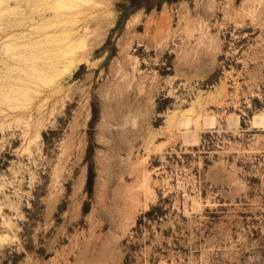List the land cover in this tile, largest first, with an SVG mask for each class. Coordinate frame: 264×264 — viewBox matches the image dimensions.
<instances>
[{"label":"rangeland","instance_id":"1","mask_svg":"<svg viewBox=\"0 0 264 264\" xmlns=\"http://www.w3.org/2000/svg\"><path fill=\"white\" fill-rule=\"evenodd\" d=\"M50 7L0 0V264H264V0Z\"/></svg>","mask_w":264,"mask_h":264},{"label":"bare ground","instance_id":"2","mask_svg":"<svg viewBox=\"0 0 264 264\" xmlns=\"http://www.w3.org/2000/svg\"><path fill=\"white\" fill-rule=\"evenodd\" d=\"M44 2H46V3H48V4H50L51 5V7L50 8H55L56 10H57V13H59V14H57V15H54V16H51V17H58L57 19H58V23H62V22H70L71 21V23H74V21L73 20H70V18H71V16L72 15H75V13H73L71 16H68L67 14H65V13H60L61 11H62V9L61 8H63V7H65V6H67L68 5V3L69 2H74L75 0H43ZM83 1V0H82ZM66 16V18H64L63 16ZM54 19V18H53ZM54 21V20H53ZM56 21V20H55ZM56 22V23H57ZM50 23H52V22H50ZM42 25H44V24H39V25H35L34 27L36 28V29H39L40 27H42ZM54 25H55V23H54ZM70 30V29H69ZM69 33H70V35L72 34V29L70 30V31H68ZM67 32V34H69ZM32 33H34V31L32 32ZM36 33V32H35ZM45 33V34H44ZM44 33H42V35L40 34V36H45L46 38L48 37L49 38V36L51 37V33L49 32V33H47V32H44ZM88 34H89V32H88ZM17 35V34H16ZM31 35V33H26L25 31H23V32H21V36H23V38L24 37H28V36H30ZM39 35V34H38ZM87 35V31H83V33L80 35V36H77V37H71V40L69 39V41H70V47L72 46V45H74V46H78V44H79V41L78 40H80L81 38H83L84 36H86ZM16 37V36H15ZM20 37V36H19ZM25 38V39H26ZM69 38V37H68ZM28 39V38H27ZM51 39V38H50ZM39 41V40H38ZM33 42V41H32ZM35 42V41H34ZM33 42V43H34ZM31 43V42H30ZM40 43V42H39ZM16 44H18V46L16 45ZM21 44V43H20ZM27 45H28V42L26 43ZM26 45V46H27ZM15 46H17V47H19V43H15ZM23 46V45H22ZM69 46V45H68ZM29 47V46H28ZM72 48V47H71ZM75 48V47H74ZM66 49V48H65ZM69 49V48H68ZM60 51H61V49H60ZM63 51H65L64 49H62V52ZM72 51H74V50H72ZM72 53V52H71ZM66 55H69L68 53L66 54ZM63 56H65V55H63ZM69 59V62L71 63L72 61L70 60V58H68ZM31 61V60H30ZM32 62V61H31ZM35 62V61H34ZM33 62V63H34ZM32 64V63H31ZM185 113H188V112H185ZM185 113H183L182 115L180 114L179 115V119H178V126H185V127H187V125L189 124V122L191 121V116H188V115H186ZM189 114V113H188ZM262 115V114H261ZM261 115H257V116H254L253 118H252V122L253 123H262V116ZM234 120H236V118L234 119ZM205 121H207L206 119H205ZM204 121V122H205ZM209 121V122H208ZM205 124H207V123H212V121L211 120H208ZM191 123V122H190ZM236 123V122H235ZM205 124L203 123V125L205 126ZM213 124V123H212ZM210 125V124H209ZM187 129V128H186Z\"/></svg>","mask_w":264,"mask_h":264},{"label":"trees","instance_id":"3","mask_svg":"<svg viewBox=\"0 0 264 264\" xmlns=\"http://www.w3.org/2000/svg\"><path fill=\"white\" fill-rule=\"evenodd\" d=\"M148 213V212H147Z\"/></svg>","mask_w":264,"mask_h":264}]
</instances>
